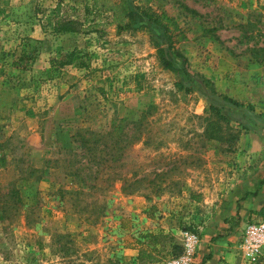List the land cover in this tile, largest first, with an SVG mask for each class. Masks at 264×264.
<instances>
[{
	"label": "rangeland",
	"instance_id": "rangeland-1",
	"mask_svg": "<svg viewBox=\"0 0 264 264\" xmlns=\"http://www.w3.org/2000/svg\"><path fill=\"white\" fill-rule=\"evenodd\" d=\"M140 1L244 107L178 90L150 32L92 0H0V264H167L188 191L211 199L264 135V0ZM57 8L87 30L54 32Z\"/></svg>",
	"mask_w": 264,
	"mask_h": 264
},
{
	"label": "crops",
	"instance_id": "crops-1",
	"mask_svg": "<svg viewBox=\"0 0 264 264\" xmlns=\"http://www.w3.org/2000/svg\"><path fill=\"white\" fill-rule=\"evenodd\" d=\"M244 147L233 177L221 178L211 199L205 186L190 189L181 206V226L197 225L200 230L194 264H248L240 242L248 222L264 220V135H256ZM179 221L174 223L176 233L181 230ZM254 264H264V256Z\"/></svg>",
	"mask_w": 264,
	"mask_h": 264
},
{
	"label": "trees",
	"instance_id": "trees-1",
	"mask_svg": "<svg viewBox=\"0 0 264 264\" xmlns=\"http://www.w3.org/2000/svg\"><path fill=\"white\" fill-rule=\"evenodd\" d=\"M119 4L120 7L112 3L111 0H92L91 5L95 10H110L118 30L142 28L149 31L156 47L160 64L165 69L174 71L178 75V80L174 83L178 90L184 93H193L196 89L200 90L209 101L208 105H206L207 110L215 112L221 118H225V115L221 112L220 104L222 103L230 104L236 108L244 107V104L228 96H219L208 78H196L188 71L186 56L175 47V38L181 34V30L173 18L165 11L159 12L140 0H120ZM58 10V8L55 10L54 32L66 33L87 30V27H83L79 20L61 17ZM92 25L97 26L99 24ZM148 236L154 237L155 234ZM147 256L149 255L141 250L138 254V259L143 262Z\"/></svg>",
	"mask_w": 264,
	"mask_h": 264
},
{
	"label": "built area",
	"instance_id": "built-area-1",
	"mask_svg": "<svg viewBox=\"0 0 264 264\" xmlns=\"http://www.w3.org/2000/svg\"><path fill=\"white\" fill-rule=\"evenodd\" d=\"M179 239L181 252L169 258L167 264H194L195 252L200 242L198 226L180 230ZM240 252L248 264H254L260 256H264V220H252L246 224L240 242Z\"/></svg>",
	"mask_w": 264,
	"mask_h": 264
}]
</instances>
